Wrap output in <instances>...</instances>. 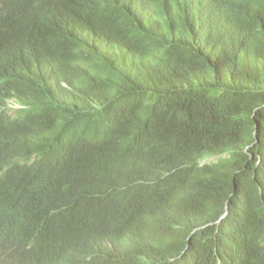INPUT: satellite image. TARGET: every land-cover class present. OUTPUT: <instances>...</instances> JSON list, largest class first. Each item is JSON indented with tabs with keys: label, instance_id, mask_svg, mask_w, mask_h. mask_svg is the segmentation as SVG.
Wrapping results in <instances>:
<instances>
[{
	"label": "trees",
	"instance_id": "1",
	"mask_svg": "<svg viewBox=\"0 0 264 264\" xmlns=\"http://www.w3.org/2000/svg\"><path fill=\"white\" fill-rule=\"evenodd\" d=\"M136 1L100 2L111 41L142 50L138 70L55 29L70 65L57 73L62 86L14 88L26 92L31 148L44 159L89 137L99 148L94 162L80 161L88 185L118 165L142 180L126 223L108 228L121 251L104 264H264V0H171L166 9L151 0L142 10ZM231 5L233 35L195 29L207 10ZM148 18L166 29L152 34ZM17 21L50 27L35 12Z\"/></svg>",
	"mask_w": 264,
	"mask_h": 264
},
{
	"label": "clouds",
	"instance_id": "2",
	"mask_svg": "<svg viewBox=\"0 0 264 264\" xmlns=\"http://www.w3.org/2000/svg\"><path fill=\"white\" fill-rule=\"evenodd\" d=\"M101 0H0V264H104L121 245L111 237L126 223L127 202L141 199L142 180L130 168L118 165L102 180L87 184L79 173L80 161L94 162L99 146L92 138L76 137L54 157L39 158L30 145L28 115L23 114L26 92H17L25 80L34 87L57 90V73L70 66L65 47L57 43L55 29L65 31L68 42H79L83 51L103 55L125 70H138L142 50L111 41L105 30L108 4ZM120 0H109L115 4ZM151 0L135 2L140 10ZM171 0H160L166 9ZM23 3L28 12L13 14L11 6ZM234 5L207 10L198 32L218 26L220 35L239 29ZM37 14L48 29L22 25L20 16ZM31 15V16H30ZM154 35L166 28L154 18ZM206 24L208 27H206ZM193 28V27H192ZM16 36V39H11ZM13 40L14 42H8ZM63 45V44H62ZM114 213L119 219H114Z\"/></svg>",
	"mask_w": 264,
	"mask_h": 264
},
{
	"label": "bare ground",
	"instance_id": "3",
	"mask_svg": "<svg viewBox=\"0 0 264 264\" xmlns=\"http://www.w3.org/2000/svg\"><path fill=\"white\" fill-rule=\"evenodd\" d=\"M114 11L116 12V10H114ZM109 12H110V11H109ZM113 13H114V12H113ZM150 13H151V12H150ZM150 13H149V14H150ZM110 14H112V12H111ZM110 14H109V15H110ZM114 14H115V13H114ZM114 14H113L112 16H114ZM151 15H152V14H151ZM115 16H116V15H115ZM109 17H110V16H109ZM114 18H115V17H114ZM120 18H121V17H120ZM119 21H120V20H119ZM125 21L127 22V20H125ZM118 24H119V23H118ZM128 24H129V23H128ZM128 24L126 23V25H128ZM130 24H131V23H130ZM132 24H133V23H132ZM132 24H131V27H132ZM131 27H130V28H131ZM197 27H198V26H197ZM133 28H134V27H133ZM130 39H131V38H130ZM145 40H146V39H145ZM74 44H75V43H74ZM71 49H72V47H71ZM71 52H72V51H70V53H71ZM67 53H69V52H67ZM70 53H69V54H70ZM74 54H75V52H74ZM72 55H73V54H72ZM68 57H69V56H68ZM71 57H72V56H71ZM71 57H70V58H71ZM70 58H69V59H70ZM67 90H68V89H67ZM47 157H48V156H47Z\"/></svg>",
	"mask_w": 264,
	"mask_h": 264
},
{
	"label": "water",
	"instance_id": "4",
	"mask_svg": "<svg viewBox=\"0 0 264 264\" xmlns=\"http://www.w3.org/2000/svg\"><path fill=\"white\" fill-rule=\"evenodd\" d=\"M255 136H256V131H255Z\"/></svg>",
	"mask_w": 264,
	"mask_h": 264
}]
</instances>
